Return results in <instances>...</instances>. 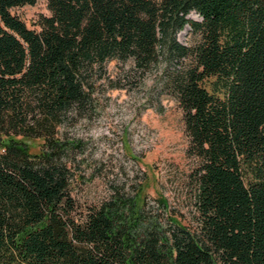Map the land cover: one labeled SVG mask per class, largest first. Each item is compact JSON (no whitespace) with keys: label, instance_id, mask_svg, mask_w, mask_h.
I'll return each instance as SVG.
<instances>
[{"label":"trees","instance_id":"obj_1","mask_svg":"<svg viewBox=\"0 0 264 264\" xmlns=\"http://www.w3.org/2000/svg\"><path fill=\"white\" fill-rule=\"evenodd\" d=\"M36 1L0 0V264H264V0H46L32 28L12 8ZM112 60L128 78L173 64L191 226L150 213L145 176L87 208L72 194L81 140L62 128L95 110Z\"/></svg>","mask_w":264,"mask_h":264},{"label":"rangeland","instance_id":"obj_2","mask_svg":"<svg viewBox=\"0 0 264 264\" xmlns=\"http://www.w3.org/2000/svg\"><path fill=\"white\" fill-rule=\"evenodd\" d=\"M12 11L32 28H39L42 13H50L46 0ZM190 16L201 19L196 12ZM178 38L191 45L199 36L187 25ZM107 67L110 79L97 87L95 110L62 128L64 135L81 140L73 151L72 194L87 208L107 198L114 187L130 189L145 176L141 197L147 196L150 213L166 223L174 217L193 225L195 158L188 152L183 108L168 83L173 64L159 63L134 78L125 76L129 62L112 60ZM26 141L31 151H38L43 140Z\"/></svg>","mask_w":264,"mask_h":264}]
</instances>
